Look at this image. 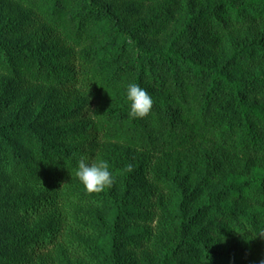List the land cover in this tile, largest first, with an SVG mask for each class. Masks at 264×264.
I'll use <instances>...</instances> for the list:
<instances>
[{
  "label": "trees",
  "instance_id": "trees-1",
  "mask_svg": "<svg viewBox=\"0 0 264 264\" xmlns=\"http://www.w3.org/2000/svg\"><path fill=\"white\" fill-rule=\"evenodd\" d=\"M0 79V264L264 261V0H0Z\"/></svg>",
  "mask_w": 264,
  "mask_h": 264
},
{
  "label": "clouds",
  "instance_id": "clouds-1",
  "mask_svg": "<svg viewBox=\"0 0 264 264\" xmlns=\"http://www.w3.org/2000/svg\"><path fill=\"white\" fill-rule=\"evenodd\" d=\"M126 99L129 103L128 114L132 118L147 116L153 105V99L148 91L134 82L126 85ZM128 169L131 170V165H128ZM75 176L89 193L105 190L113 184L115 179L109 162L104 159L91 163L83 158L80 159ZM261 264H264V261Z\"/></svg>",
  "mask_w": 264,
  "mask_h": 264
},
{
  "label": "rangeland",
  "instance_id": "rangeland-1",
  "mask_svg": "<svg viewBox=\"0 0 264 264\" xmlns=\"http://www.w3.org/2000/svg\"><path fill=\"white\" fill-rule=\"evenodd\" d=\"M3 80L0 79V83L2 82ZM12 89L14 90V92H16V95L18 97H24V96H27V95H31V94H34L35 91L37 90V87L35 86H32V85H21V86H16V85H13L12 86ZM155 194L157 196H159L160 194H166V192L162 189V188H156L155 190ZM168 200V199H166ZM101 214H105L106 213V210H101L100 211ZM150 229L155 232L156 230V226L155 224H152V226L150 227ZM144 248V250H149L148 246H142Z\"/></svg>",
  "mask_w": 264,
  "mask_h": 264
}]
</instances>
